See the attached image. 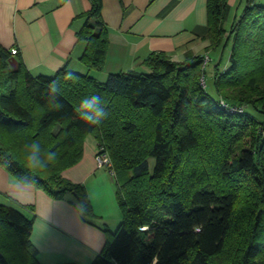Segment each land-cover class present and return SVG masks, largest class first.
Segmentation results:
<instances>
[{"label": "trees", "instance_id": "obj_1", "mask_svg": "<svg viewBox=\"0 0 264 264\" xmlns=\"http://www.w3.org/2000/svg\"><path fill=\"white\" fill-rule=\"evenodd\" d=\"M90 1L77 37L86 43L82 62L101 72L109 33L103 0ZM227 10V0L207 2L210 48L230 49L229 67L215 66L218 99L201 85L205 56L179 63L153 52L143 62L149 73L101 83L65 68L34 77L0 45V166L54 199L73 195L90 219L85 188L62 173L80 162L89 136L113 162L122 221L91 264H264V6L249 5L229 30ZM92 94L106 109L99 124L79 114ZM221 99L251 114H230ZM33 141L55 154L46 169L26 167ZM33 226L0 204V264H41Z\"/></svg>", "mask_w": 264, "mask_h": 264}, {"label": "crops", "instance_id": "obj_2", "mask_svg": "<svg viewBox=\"0 0 264 264\" xmlns=\"http://www.w3.org/2000/svg\"><path fill=\"white\" fill-rule=\"evenodd\" d=\"M258 1L227 0L225 24L232 25L245 8ZM207 2L103 0L102 17L110 44L104 70L95 74L81 60L86 43L77 37L92 7L90 0H0V45L11 54L17 49L12 64L21 58L34 77H53L65 68L104 83L110 74L148 70L143 62L153 52L165 53L179 63L188 56L209 57L214 77L221 59L223 69L229 67L230 49L223 53L221 48H210ZM97 150V140L89 136L80 162L62 173L63 178L85 188L94 213L90 219L69 195L54 199L17 182L0 166V204L34 218L31 242L41 264H91L104 250L108 235L121 224L116 181L107 170L98 168Z\"/></svg>", "mask_w": 264, "mask_h": 264}, {"label": "clouds", "instance_id": "obj_3", "mask_svg": "<svg viewBox=\"0 0 264 264\" xmlns=\"http://www.w3.org/2000/svg\"><path fill=\"white\" fill-rule=\"evenodd\" d=\"M79 110L80 116L92 124H99L106 117V109L99 94L85 96L79 103ZM54 155L45 153L42 145L36 141L26 144L24 148V160L28 169H46V161L53 160Z\"/></svg>", "mask_w": 264, "mask_h": 264}, {"label": "built area", "instance_id": "obj_4", "mask_svg": "<svg viewBox=\"0 0 264 264\" xmlns=\"http://www.w3.org/2000/svg\"><path fill=\"white\" fill-rule=\"evenodd\" d=\"M18 53L17 49L12 50V55H16ZM210 58L205 57L204 67L209 62ZM201 85L203 87H206V82L204 77L201 79ZM220 106L225 109L228 113L231 114H242L245 113L246 108L245 107H238V106H230L228 103H226L224 100H220L219 102ZM96 162L98 168H102L108 171V173L115 178V170L113 162L109 156V154L105 151L104 148L98 147L97 154H96Z\"/></svg>", "mask_w": 264, "mask_h": 264}, {"label": "rangeland", "instance_id": "obj_5", "mask_svg": "<svg viewBox=\"0 0 264 264\" xmlns=\"http://www.w3.org/2000/svg\"><path fill=\"white\" fill-rule=\"evenodd\" d=\"M258 5H261V6H264V0H259L258 1ZM242 14V12H241ZM227 28H230L231 25L229 24H225ZM214 65H212V63H209L205 68V81H206V91L208 94H210L214 99H218V96L215 92V89H214V86H213V76H212V69H213ZM92 72V74L94 73H97L96 70H90ZM150 70H145V69H142V71H139L137 73H149ZM89 76L93 77L92 75L88 74ZM246 108V111L245 113H248V114H251V109L249 107H245ZM245 113H242V114H245ZM231 114V113H230ZM238 114V113H236ZM264 132V131H263ZM153 162V161H152ZM69 197L72 199L73 198V195H69Z\"/></svg>", "mask_w": 264, "mask_h": 264}]
</instances>
